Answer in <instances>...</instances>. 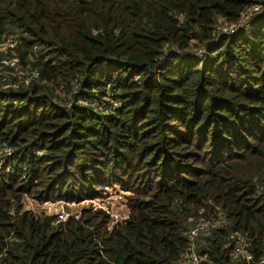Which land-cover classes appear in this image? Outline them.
I'll list each match as a JSON object with an SVG mask.
<instances>
[{
  "label": "trees",
  "instance_id": "obj_1",
  "mask_svg": "<svg viewBox=\"0 0 264 264\" xmlns=\"http://www.w3.org/2000/svg\"><path fill=\"white\" fill-rule=\"evenodd\" d=\"M255 7L249 28L219 30ZM17 34L41 81L119 105L0 75V264H190L186 233L219 215L199 264H262L264 0H0V39ZM112 186L131 196L110 231L102 211L55 225L23 210ZM236 235L251 263L233 261Z\"/></svg>",
  "mask_w": 264,
  "mask_h": 264
},
{
  "label": "rangeland",
  "instance_id": "obj_2",
  "mask_svg": "<svg viewBox=\"0 0 264 264\" xmlns=\"http://www.w3.org/2000/svg\"><path fill=\"white\" fill-rule=\"evenodd\" d=\"M254 13L255 10H252L244 14L242 17V23L236 28L244 26H246L244 28H249L250 19L254 15ZM231 28L236 29L223 24V22H220L219 24L220 31L226 32ZM14 37H17L18 48L13 52L10 51L5 53L4 57L6 59L3 58L1 59V61L5 62L9 67L0 70V72H5V76L13 77V79H16L15 81H13L12 79L10 80V82L14 83L15 86H20V88H28L34 84H38L39 86H45L47 90H50L52 88L51 90H53L54 92L55 101L57 103L67 104L68 106H70L71 103L87 107H89L90 105L95 111L100 113H107V111L116 108L119 105L118 102L113 101V95H111V92H108V96L106 98L99 99L94 103L87 105V102H85L84 100L75 101L71 98V88L69 86L60 82H57L55 84L45 81L43 82L39 78L32 77L30 73L32 69L29 66V61H31V56L29 55L30 53L27 52L26 48H23L24 45H22L21 43L20 36L17 34V36ZM198 52L201 53L200 50H198ZM21 55L24 56L23 59L20 58ZM14 58H19V66H16L17 60H15ZM28 69L30 70L29 72H27ZM8 154L9 150L6 149L3 152H0V158ZM6 172H9V168L6 169ZM129 196H131V194L123 191L119 186L108 187L100 193V196L98 195L96 198L86 199L81 202H67L61 200L46 201L44 203H41L32 196H24L23 210L32 212L36 216H52L55 218H57L61 210L66 211L68 218L74 216L75 214H82V212L85 210L92 212L102 211L109 216L110 222L108 224V230L110 231L115 226L124 223L128 219L129 208L127 203Z\"/></svg>",
  "mask_w": 264,
  "mask_h": 264
},
{
  "label": "built area",
  "instance_id": "obj_3",
  "mask_svg": "<svg viewBox=\"0 0 264 264\" xmlns=\"http://www.w3.org/2000/svg\"><path fill=\"white\" fill-rule=\"evenodd\" d=\"M253 10L258 11L259 7H255L253 8ZM243 19H241L236 25H232L229 27H233L236 28L238 25H240L242 23ZM246 27V26H244ZM244 27H240V28H244ZM239 28V27H238ZM229 29L228 31H226L225 33L228 34H234L235 32H237L239 29ZM18 48V42H17V38L14 36L8 37V38H1L0 39V70L9 67L8 65H6L5 62H2L1 59H6L4 57L5 53L10 52V51H15ZM15 60H17L16 66H19V58H14ZM10 69V68H8ZM30 70L28 69L27 72H29ZM32 77L34 78H39V73L36 71H30ZM0 75H5V72H0ZM18 86L13 85L12 83H8L7 85L4 86L5 89H11V88H17ZM77 219L80 218L81 214H75L74 215ZM68 215L66 213L65 210H61L57 216V219L55 221V225H58L60 223H64L67 221ZM227 218L223 215H219L217 218H214L212 221H208V222H204L201 221L200 223L192 226L189 231L186 233L187 238L189 240V245H190V251L185 253V260L187 259V261L190 264H199L201 262V259H203V257H200L195 249H194V240L195 238L199 235V233L204 232L210 228H213L214 230H218L220 228H223L225 226H227ZM232 258L233 261L237 262L238 260L241 261H246L247 263H251L253 260V254L249 251V244L246 241V239L242 236L236 235V244H235V248L233 250V254H232ZM190 257V258H188ZM262 264H264V259H262Z\"/></svg>",
  "mask_w": 264,
  "mask_h": 264
}]
</instances>
